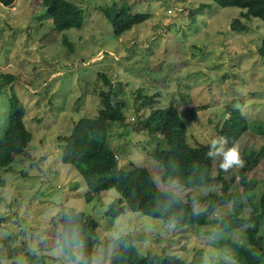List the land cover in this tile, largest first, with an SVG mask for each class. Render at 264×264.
<instances>
[{"label":"rangeland","instance_id":"obj_1","mask_svg":"<svg viewBox=\"0 0 264 264\" xmlns=\"http://www.w3.org/2000/svg\"><path fill=\"white\" fill-rule=\"evenodd\" d=\"M70 1L82 9L81 25L42 42L40 36L49 32L51 18L40 0L0 4V75H12L9 80L0 76V124L12 91L23 104L22 120L31 133L24 150L11 154L10 168H0L5 180L0 186V215L5 218L0 219V264H77L57 243L59 217L69 206L98 222L92 264H107L117 247L112 238L122 232L132 235L138 253H175L190 264H245L218 242L223 236L243 239L242 225L226 230L217 226L215 219L230 210L229 201L218 203L204 224L176 225L126 205L117 215H106L116 191L105 189L85 201L80 175L59 158L57 135L68 133L78 117L95 113L98 96L89 93L86 85L95 78L100 85L96 73L105 72L125 105L123 121L109 123L106 136L119 165L145 166L158 188L183 199L194 192H219V180L183 187L160 178L161 167L149 155L157 142L161 144L160 135L133 128L134 120L147 112L136 106L135 90L157 91L159 106L174 104L191 144L217 139L215 126L228 107L236 106L248 120V128L235 142L241 157L248 149L264 146V128L251 126V122L264 124V56L256 51L264 23L254 16H240V7L220 6L212 0H123L129 12L148 16L115 35L102 8L118 0ZM200 3L204 5L189 13ZM234 17L246 29H231ZM63 34L69 45L61 41ZM262 157L264 153L247 170L252 198L261 187ZM233 181L232 187L237 185L236 174ZM190 202L195 209L203 207ZM248 208L245 204L240 213L246 214ZM257 233L264 244V216ZM26 251L42 257L30 258Z\"/></svg>","mask_w":264,"mask_h":264},{"label":"trees","instance_id":"obj_2","mask_svg":"<svg viewBox=\"0 0 264 264\" xmlns=\"http://www.w3.org/2000/svg\"><path fill=\"white\" fill-rule=\"evenodd\" d=\"M212 1L220 6L240 7V16H254L264 23V0ZM40 2L44 12L51 18V28L48 33L40 36L41 42L52 41L63 29L81 25L83 13L76 3L70 0ZM12 3L13 0H0L2 5ZM203 5L198 4L196 8L189 10V13ZM102 12L109 20L115 35L121 34L148 16L142 12H129L128 4L123 0L104 6ZM229 27L233 30H243L246 29V24L239 17H234L230 20ZM61 41L69 45L64 34ZM256 51L258 55L264 56V36ZM0 76L3 80H9L12 75L3 73ZM96 76L101 77L100 85L96 84V78L86 85L89 93L98 96L95 113L78 117L73 121L68 133L57 135L60 141L59 158L62 162L73 165L80 175L85 186L84 200L90 201L100 191L113 188L117 196L108 202L104 210L106 215H117L123 205H126L131 210L176 225L204 224L208 213L212 212L218 203L229 201L230 210L215 219L217 226L226 230L238 223L243 228V239L235 241L223 236L218 242L229 246L245 264H261L264 258V244L263 237L257 231L260 218L264 216V157L261 159L262 182L256 198L248 194L251 179L247 176V170L264 153V146L260 145L256 150L251 148L244 152L241 157L244 161L243 167L229 169L227 176L225 171L219 168L222 158L212 159L206 155L210 141H196L194 144L187 141L184 120L174 104L159 106L157 91L146 94L140 89L135 90L136 106L140 109L146 108L147 112L134 120L133 128L150 136L160 135L161 144L157 142L149 151V155L161 167L160 178L163 181L172 179L183 187L219 180V192H194L183 199L172 190L158 188L145 166L119 165L106 136L109 123L123 121L125 105L117 97L118 86L110 81L108 75L105 72H97ZM226 111L227 115L215 126L218 138L226 141L225 149L233 146L248 128V120L238 107L230 106ZM23 113L21 100L11 91L5 119L0 124V168L9 169L11 154L22 152L30 140L31 133L22 120ZM251 126L264 128L262 123L251 122ZM235 174L237 185L232 187ZM4 183L5 180L0 177V186ZM190 201L203 204V207L195 209ZM245 204L249 206L248 212L241 214ZM0 219L5 218L0 215ZM59 222L61 228L57 243L61 250L77 264H92L91 246L96 239L97 220L85 211L69 206L62 212ZM112 241L117 247L107 264H190L175 253H156L149 250L138 253L132 235L128 232L118 234ZM26 254L30 258L42 255H36L34 251H26Z\"/></svg>","mask_w":264,"mask_h":264},{"label":"clouds","instance_id":"obj_3","mask_svg":"<svg viewBox=\"0 0 264 264\" xmlns=\"http://www.w3.org/2000/svg\"><path fill=\"white\" fill-rule=\"evenodd\" d=\"M223 138L212 139L209 144V149L206 155L209 158L215 159L221 157L219 168L225 172L233 167H243L244 161L241 158L240 149L235 144L225 150ZM215 149V151H213Z\"/></svg>","mask_w":264,"mask_h":264}]
</instances>
